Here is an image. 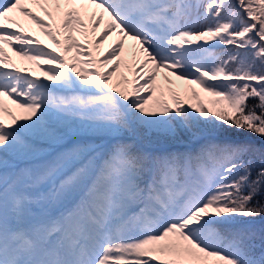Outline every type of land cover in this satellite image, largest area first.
Listing matches in <instances>:
<instances>
[{
    "label": "snow or ice",
    "instance_id": "1",
    "mask_svg": "<svg viewBox=\"0 0 264 264\" xmlns=\"http://www.w3.org/2000/svg\"><path fill=\"white\" fill-rule=\"evenodd\" d=\"M0 264H264V0H0Z\"/></svg>",
    "mask_w": 264,
    "mask_h": 264
},
{
    "label": "rangeland",
    "instance_id": "2",
    "mask_svg": "<svg viewBox=\"0 0 264 264\" xmlns=\"http://www.w3.org/2000/svg\"><path fill=\"white\" fill-rule=\"evenodd\" d=\"M41 38L46 40V38L43 37V36H41ZM46 42H47V41H46ZM6 47H7V46H6ZM8 52H9L10 55H11V54H14V56H15V53L12 52L11 48H8ZM17 58H19V57H17ZM19 59H20V58H19ZM21 62H22L23 64L28 63V65H29L30 67H32L33 65H35L34 62H31V61H22V60H21ZM37 69H38V71L41 72V70H40L39 68H37ZM186 98L189 99V102H190V103H195V102H196L194 98H191V97H186ZM202 98L204 99V101H206V102H205V105H206V106H209V107H212V106H213V105L211 104V100H212L211 97L207 96L206 94H202ZM8 103H9L10 106L13 107V110L16 111V113L19 115V114H20V110L16 109L14 105H11V102H10V101H9ZM182 143H183V142H182Z\"/></svg>",
    "mask_w": 264,
    "mask_h": 264
},
{
    "label": "trees",
    "instance_id": "3",
    "mask_svg": "<svg viewBox=\"0 0 264 264\" xmlns=\"http://www.w3.org/2000/svg\"><path fill=\"white\" fill-rule=\"evenodd\" d=\"M222 48H223V46H221V49H222ZM204 102H206V101H204ZM231 135H232L233 137L239 135V137H240L241 139H243L244 137H247V136H249L250 134H249V133H239V134H237V133H235V132L233 131V132L231 133ZM253 139H256V142H257V143L260 142L259 139L256 138V137H253ZM174 147H175V148H180V149H182V148H183V144H181L180 142H177V143H175ZM256 223H257V226H259V225L261 224V220H260V218H257Z\"/></svg>",
    "mask_w": 264,
    "mask_h": 264
}]
</instances>
